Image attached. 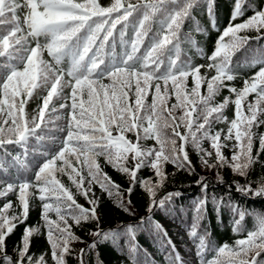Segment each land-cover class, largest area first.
<instances>
[{"label":"snow or ice","instance_id":"6c2138e0","mask_svg":"<svg viewBox=\"0 0 264 264\" xmlns=\"http://www.w3.org/2000/svg\"><path fill=\"white\" fill-rule=\"evenodd\" d=\"M197 11L206 13L216 29V0H109L107 5L100 0H0V199L5 201L0 205V264H49L46 253H30L32 237L41 228L51 264H67L72 244L84 243L73 226L91 222L96 225L88 233L92 242L79 249L78 264H88L91 253L95 264H103L97 249L104 243L116 246L129 264H156L140 244L141 234L153 238L164 264H189L155 219L158 212L174 215L175 200L182 195H158L168 179L165 165L194 174L189 146L202 167L215 170L217 183H224L220 170L228 168L240 178L230 186L237 194L264 199V176H249L264 153V133L255 131L264 125V6L234 0L227 27L216 29L206 64H194L188 54L195 49L204 56L194 38V33L206 34ZM248 11L251 16L234 23ZM186 23L189 31H184ZM249 32L255 35H241ZM241 67L257 70L241 88L231 86ZM201 69L214 74L209 78ZM225 89L230 95L217 102ZM173 96L175 103L169 105ZM32 100L40 103L30 114ZM230 103L232 119L224 114ZM220 123L226 131L214 130ZM147 141L154 144L147 146ZM100 157L128 177V199L103 171ZM143 169L153 175L139 177ZM65 175L75 194L59 178ZM209 183L200 176L201 197L190 209L181 208L185 216L192 213L187 234L198 264H264V211L242 206L231 192L209 199ZM94 184L130 219L102 228ZM137 185L147 194L144 215L137 214L130 199ZM13 194L15 207L7 199ZM32 198L40 202L42 223L25 226L10 254L7 241L27 221ZM209 203L220 222L221 210L228 209L232 232L243 238L232 245L214 243L210 230L201 227Z\"/></svg>","mask_w":264,"mask_h":264},{"label":"trees","instance_id":"16d2710c","mask_svg":"<svg viewBox=\"0 0 264 264\" xmlns=\"http://www.w3.org/2000/svg\"><path fill=\"white\" fill-rule=\"evenodd\" d=\"M100 2L104 5L109 3V0H100ZM234 0H216L217 3V15H216V29H219L221 32L225 27H227L229 23V17L231 15L232 7H233ZM254 2L258 6H264V0H254ZM197 17L199 23L204 27L206 34L202 33H194V38L199 42V46L203 49L204 56H200L196 53L195 49H189L188 54L192 57L194 64H206L207 59L206 57L212 54L214 49V45L216 43L217 37L219 32L216 29H213L208 16L204 12L197 11L194 13ZM252 12L248 11L245 13L244 17L237 19L234 23H240L241 20L246 19L248 16H251ZM191 25L186 23L184 26V31H189ZM250 35L254 36V32L249 33H241V35ZM227 39V38H226ZM261 43H264L262 41ZM187 47V46H185ZM237 57H240V54H237ZM45 58L50 59L47 57L45 53ZM257 69L255 68H247L241 67L238 69V78L232 82H228L231 86H235L237 88H241L243 86V81L248 76L254 74ZM207 74L210 78L213 74V70L209 69H201V74ZM108 81L106 80L105 83ZM192 78L189 77L188 79V87L191 88ZM206 90V84H204L201 88V93L204 94ZM229 92L225 89L221 92L220 96L217 97V102L223 100L225 96H229ZM254 98V95H250L248 100L251 101ZM234 99V97H233ZM148 101H151V94L148 96ZM38 103L40 101L32 100L27 105V111L31 114L33 110L37 108ZM175 103L174 96L169 101V105ZM233 111L234 106L230 103L228 108L224 110V114L229 118H233ZM180 113L178 112L177 115ZM227 125L224 123L216 124L214 126V130L218 131L220 129H225L226 131ZM258 134L264 133V125H261L258 129H255ZM222 133L221 139L223 140ZM129 137L135 140V137L132 134H128ZM147 146H152L154 141H147L145 142ZM204 147L208 148L209 145L207 142H204ZM259 149V140L256 139L254 142V149L255 152ZM189 157L194 166V174L189 175L187 171L184 170H177L174 165L166 164L165 171L168 173V179L166 180L163 187L158 192V195H163L169 191H179L182 195L175 200L174 205V215H168L163 212H158L155 219L159 221L163 227L167 230L168 236L171 237L172 241L176 245L177 249L184 256L185 259L189 261V264H198V260L195 256V248L192 245V242L189 240L187 231L192 223V213L191 211L187 212V215H183L181 213V208L190 209L192 206L193 201L197 198L201 197L200 188L197 186V180L200 176L207 177L210 181L209 183V199H211V194H215L217 197H224L229 192H231L232 199L241 204L242 206L255 209L259 211H264V199L257 198L255 200L245 199L244 197L237 194L234 188H231L232 181L234 179H240L233 175L230 169L224 168L221 171V175L223 176L224 183L219 184L216 182V173L215 170H209L200 164L198 154L189 146L188 147ZM224 154L226 156H231V151L229 149H224ZM98 163L101 165L104 172L111 177V179L120 186L121 190L123 191L124 198L128 199V193L126 189L129 187V180L128 177L124 174L116 171L112 168L111 165L106 164L103 157L98 158ZM86 175V173H85ZM153 174L150 172L149 169H143L138 173V176L141 178H146L152 176ZM251 179H257L258 177L264 176V153L260 154L259 162L253 166V169L249 173ZM62 182L68 186L71 191L75 194V188L72 187L71 182L69 181L68 177L59 176ZM243 182V181H241ZM87 185V181L85 182ZM92 192L95 193L97 197H99V207H98V214L101 220V227L104 229L114 228L118 222L127 221L130 217L127 216L121 209L116 206L114 202V198H109L108 194L102 192L99 185L94 184L92 188ZM75 198L77 202L83 205L84 207H89L85 198L81 195H76ZM7 199L13 202V206L15 207L18 201L16 200L15 195H10ZM130 199L132 204L135 206L138 215H144L145 209L147 205V194L144 190L137 185L132 192ZM4 199H0V205L4 203ZM208 211L206 219L202 222L201 227H207L210 230L211 239L217 246H222L224 243H228L232 245L235 240L239 238H243V236L239 234H234L232 232V225H231V214L229 213L227 208L221 210V217L222 222L218 221L215 211L212 207V204L209 203L207 205ZM53 219H55L54 214H50ZM41 217V207L40 202L36 198H32L30 200V212L27 221L24 224H20L14 231V234L8 239V251L11 254L13 245L17 244L22 236L25 226H36L41 224L42 221ZM69 223H72L70 220ZM247 225L248 227L252 226V218H247ZM95 223H87L83 226H73V232L76 236L80 237L84 243L74 242L72 244L73 248V255L67 257V264H78L77 260L75 259L76 254L79 253V249L86 247V244L92 242V237L88 234L91 231L95 230ZM45 230L41 228V234L35 235L32 237L31 242V249L30 253L34 254L35 256H39L42 253H46V259L51 264L50 258V248L48 242L46 240V236L43 234ZM138 240L141 245L149 253H151L152 257L156 261V264H164V256L161 252L158 251V246L154 244L153 238L147 236L145 234H141L138 236ZM97 252L99 254V259L103 261V264H129L127 258L121 253V251L114 245H110L108 243L98 245ZM211 258V257H210ZM88 264H95L96 261V254L91 253L87 257Z\"/></svg>","mask_w":264,"mask_h":264}]
</instances>
